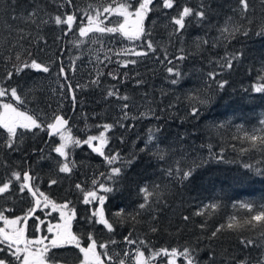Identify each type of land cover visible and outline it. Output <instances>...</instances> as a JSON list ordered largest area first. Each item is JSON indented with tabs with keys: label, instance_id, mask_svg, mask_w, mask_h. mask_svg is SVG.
I'll list each match as a JSON object with an SVG mask.
<instances>
[{
	"label": "trees",
	"instance_id": "16d2710c",
	"mask_svg": "<svg viewBox=\"0 0 264 264\" xmlns=\"http://www.w3.org/2000/svg\"><path fill=\"white\" fill-rule=\"evenodd\" d=\"M38 2L48 12L55 14L56 5L62 0ZM110 2L111 0H75L80 9L87 8L89 4L102 8ZM185 2L186 0H178L181 5ZM191 2L196 3V0ZM212 2L218 14L210 17L211 23H222L225 15H231L229 6H234L235 0ZM155 3L158 5L159 0H155ZM253 3L257 9L255 15L250 16L253 23L244 22V28L250 29L249 36L238 35L227 48L224 45L201 49L195 47L194 41L197 37L205 36L207 26H189L181 37H173L170 41L169 32L172 29L167 17L175 15V9L168 10L166 17L158 7L154 8L144 21L145 35L135 41L116 33L104 34L102 43L93 42L94 38H86L84 43L77 45L74 42L78 37L77 31L64 35L60 28L48 25L40 33L46 43L41 41L32 47V52L39 61L51 64V71H27L7 82L8 87L19 86L18 90L25 99V103L20 106L21 111L38 116L45 124L51 122L54 113L62 114L69 121L68 127L72 129L73 135L80 139L98 134L96 125L114 123L123 115L120 108L124 101L114 97L106 99L108 89L115 86L121 96L129 97V119L123 120L125 127L117 126L108 133L111 139L105 150L106 153L119 152L124 157L139 153L138 162L127 174L128 179L117 186L118 191L109 194L105 203L106 214L116 224L114 233H108L102 226L92 228L84 223L86 207L78 202L79 194L74 192L76 183L88 185L94 175L98 176L106 171L103 158L93 153L88 146L82 145L72 150L77 168L70 177H65L64 174L56 177L53 172L54 159L42 160L39 150L45 149L43 155L47 156L48 150L58 143V137H49L40 130H25L18 141L19 151H10L4 147L6 131L0 129V176L13 169L24 170L31 167L33 175L40 177L41 191L57 203H63L66 199L74 202L77 216L72 221L73 232L78 235L94 232L98 243L117 241L116 245L110 244V254L122 252L125 246L124 236L132 232V239H144L152 249L182 250L186 246L195 247L201 264H208L210 253L215 254V264H229L233 259L238 261L245 257L250 259L251 264H256L257 259L264 254V248H245L240 240L255 239L258 244H264V239L261 238L264 228L245 227L241 231L225 228L216 238L209 239L212 231L221 224L226 225L230 217L235 216L242 222L249 215L238 206L240 203H251L257 210L264 206V176L256 172V169L264 171V146L259 142L253 146L245 138V133L264 136V93L252 90L253 85L260 82L259 74L264 68V37L255 34L264 28V16L260 13L258 0H253ZM7 4L8 0H0V36L7 35L3 27V22L7 19ZM17 4L19 12V7L28 5L29 0H17ZM135 4L136 0H133V5ZM105 25L113 26L108 20H105ZM31 31L35 36V29ZM207 34L210 38L218 35L214 30ZM181 39L183 43L180 42ZM148 40L153 42L155 53L149 52L147 56L139 57L131 54L133 49L148 51L145 46ZM181 47L187 58L183 61L173 60L172 66L178 67L181 72L178 83L173 85L171 80L176 77L170 76L166 72L169 65L160 61L163 60L165 51L172 59L179 55ZM237 49H243L245 56L233 71L217 78L228 80L224 89H219L207 77L208 72L217 70L215 64L209 61L222 57L226 50L231 52ZM0 54L7 55L5 46H0ZM133 59L137 61L136 64L129 63L127 68L121 67L122 62ZM60 63L68 70L73 88L81 86L76 90L75 108L66 98V91L64 96L61 95L60 84L64 81L58 75ZM73 67L75 70L71 71ZM5 70L0 62V73ZM110 72L118 74L120 79H112L108 75ZM98 74H101L99 83L94 85L91 82ZM138 79L143 83L138 85ZM193 96L211 97V103L200 106L191 98ZM192 106L200 107L197 117L191 115ZM150 130L156 131L159 147L170 152L167 164L158 165L149 158V154L140 153ZM175 160H180L182 167H196V172L190 183L175 187L167 194L166 205L155 213L158 215L155 225L147 212L138 217V223L130 220L119 222L113 213L119 208L132 212L138 203L135 185L160 182V168L167 167ZM245 164L253 167L245 169ZM53 178H58L61 182L49 187L48 181ZM70 189L73 190L72 194ZM210 203H216L218 207L208 210L204 216L192 215ZM13 204L15 215H22V209L29 207L27 202L21 203L15 198L9 199L7 203L0 199V205L5 207L11 208ZM42 213L38 211L37 215L42 216ZM185 215L190 217L188 222L182 219ZM56 217L54 212L50 218L55 220ZM33 223L34 221H29L30 226ZM201 224L205 225L203 230L200 228ZM151 226L157 227L158 231L151 232ZM163 261L165 259L160 258L156 264ZM179 262L183 264L182 258Z\"/></svg>",
	"mask_w": 264,
	"mask_h": 264
},
{
	"label": "snow or ice",
	"instance_id": "6c2138e0",
	"mask_svg": "<svg viewBox=\"0 0 264 264\" xmlns=\"http://www.w3.org/2000/svg\"><path fill=\"white\" fill-rule=\"evenodd\" d=\"M261 8L260 13L264 16V0H258ZM164 12L167 17L168 10H176V14L167 17L168 24L172 31L169 32V40L173 37H181L189 26L206 28V34L203 37H197L194 41L195 47L201 49L204 47H218L224 45L226 48L238 35L248 37L250 29L244 28V22L253 23L250 16H254L257 9L253 0H235L234 6H229L231 15H225L222 23L212 24L210 17L217 15V10L213 8L212 0H186L182 5L178 0H159L156 5L155 0H136L135 6L133 0H111L106 6L89 4L87 8L77 7L75 0H62L56 5L55 14L48 12L45 6H42L38 0H29L26 6H20L17 12V0H8L6 15L7 19L3 22V27L7 31L6 36H0V46H5L7 55L0 54V62L6 69L0 73V129L6 131V140L4 147L10 151H19L18 141L25 134V130L32 132L40 130L47 133L49 137H58L59 143L48 150V155L44 156L45 149H40L41 159H54L55 168L53 172L56 177L64 174L70 177L77 168V163L72 155V150L82 145L88 146L93 153L103 158L105 172L94 175L90 184L76 183L74 192L79 194L78 202L86 207L87 214L83 221L89 227L95 228L102 226L108 233H114L116 224L109 219L105 212V203L109 194L118 191V185L128 179L127 174L132 170L139 160V153H133L129 157L122 156L119 152L108 151L106 148L110 144L111 137L108 135L115 127H125L123 120L129 119L127 103L129 97L121 96L119 90L113 88L107 90V98H116L124 101L120 111L123 113L114 123H104L96 125L98 134L87 135L85 139H80L73 135L72 129L68 127L69 121L62 114H53L49 123H42L38 116L30 115L26 111H21L20 106L25 103L24 97L20 94L17 87H8L7 82L14 77L21 76L27 71L49 73L51 64H45L34 57L32 47L37 46L44 37L40 35L44 27L54 25L61 29L64 35L73 31H78L81 38H89L96 43H102L104 34H116L130 41L139 40L145 35L144 21L148 14L157 8ZM111 16L123 18V22L115 26H106L105 20ZM103 17V18H102ZM11 21V23H9ZM109 23L111 21L109 20ZM35 29L36 35H33ZM214 30L218 35L209 37L207 32ZM99 34V35H97ZM257 36L264 37V28L255 33ZM59 39V37H58ZM46 43V41H44ZM183 43V40H180ZM77 45L84 43L83 40H77ZM148 51L131 50L134 56H147L149 52L155 53L156 48L151 40L146 42ZM18 49V50H17ZM119 54V53H118ZM126 54L127 51H126ZM245 56L243 49L234 51H225L222 57L209 61L215 64L216 69L208 72L207 77L210 81L217 84L219 89H224L228 80L217 78L230 73L238 63H241ZM187 58L183 47L179 49V55L172 59L168 53L164 52V58L160 61L167 64L166 72L170 76L176 77L171 80L173 85L178 83L181 72L178 67L172 66L173 60L183 61ZM107 59V57H106ZM59 63V61H56ZM103 63V61H100ZM136 64L135 59L124 61L121 67L127 68L128 64ZM74 71V67L70 69ZM58 75L64 83L60 84L61 95L64 96L75 108L76 90L81 88L77 85L74 89L68 77V70L60 63ZM99 75L91 83H99ZM114 80H119L118 74L108 73ZM125 76L127 74L125 73ZM259 83L253 85L252 90L257 93H264V68L259 74ZM138 85L142 80H137ZM6 98V99H5ZM200 106L211 103V97L193 96ZM200 113V107L192 106L191 115L197 117ZM143 115V114H142ZM264 123V122H262ZM245 138L252 142L253 146L257 142L264 146V136L248 135ZM36 150H34L35 152ZM53 153L55 156H53ZM140 153L149 154V158L156 161L157 164H167L170 159V152L166 148L159 147L157 143L156 131L150 130L144 147ZM219 159H223L219 157ZM25 163L27 161L25 160ZM253 166L245 164V169H251ZM196 167H182L180 160H175L167 167L160 168V182H144L135 185V191L138 203L134 211L128 212L125 208H119L113 215L119 222L132 221L138 223V217L147 212L151 217L153 225L158 220L155 214L158 209L166 205L167 194L175 187H183L190 183ZM257 174L264 176V171L256 169ZM40 177L33 175V169L27 167L24 170L13 169L4 176H0V199L5 202L15 198L21 203L27 202L29 207L22 209V215H15V204L13 207L0 205V264H153L160 258L166 260V264H177L178 259L182 258L183 264H201L197 248L184 247L178 248H160L152 249L148 241L144 239H132V232L124 236L123 242L127 246L122 252L109 253L110 244L116 245L117 241L98 243L94 232L77 234L72 230V221L76 219L77 211L73 206L72 200L66 199L63 203H57L41 191L39 187ZM166 181V182H165ZM61 181L58 178L49 179V187L57 185ZM70 189V194H72ZM235 206V205H234ZM240 208L246 210L249 214L241 222L237 217L232 216L228 219L226 225L221 224L212 231L209 239L216 238L218 233L225 228L232 231H241L245 227L252 229L264 228V206L257 210L251 203H240ZM218 207L216 203L204 205L192 215L204 216L208 210H215ZM59 213V222L53 224L46 222L37 215L38 211L44 212L45 216L51 215L46 209ZM184 222H188L190 217H182ZM34 223L30 226L29 221ZM204 224L200 225L203 230ZM150 231L155 233L158 228L150 227ZM261 238L264 239V231L261 232ZM240 243L245 248H264V244H258L255 239L241 238ZM101 250V251H98ZM147 252V255H146ZM208 264H215V254H209ZM229 264H251L249 258L245 257L238 261L233 259ZM256 264H264V254L258 259Z\"/></svg>",
	"mask_w": 264,
	"mask_h": 264
},
{
	"label": "rangeland",
	"instance_id": "374dc122",
	"mask_svg": "<svg viewBox=\"0 0 264 264\" xmlns=\"http://www.w3.org/2000/svg\"><path fill=\"white\" fill-rule=\"evenodd\" d=\"M103 18V17H102ZM111 21V23H109V24H112L113 26H115V25H117L118 23H120V22H123V18L122 17H118V16H113V18H108V21ZM78 32V31H77ZM86 38H81V37H77L76 38V40L74 39V42L76 43V41L77 40H85ZM58 143H59V139H58ZM46 212H50L51 213V215L54 213V212H52V210L49 208V209H46L45 210ZM55 214H56V219L55 220H51V215H49V216H45L44 215V212L42 213V216H40L41 217V219H45L46 220V222H51V223H53V224H55V223H57V222H59V213L58 212H55ZM0 226H2V225H0ZM127 246L125 245L124 246V249L126 248ZM117 252H119V251H117ZM153 264H156V261H154L153 262ZM157 264H166V260L165 261H163V262H158ZM177 264H180V262H179V259H178V261H177Z\"/></svg>",
	"mask_w": 264,
	"mask_h": 264
},
{
	"label": "water",
	"instance_id": "95a60500",
	"mask_svg": "<svg viewBox=\"0 0 264 264\" xmlns=\"http://www.w3.org/2000/svg\"><path fill=\"white\" fill-rule=\"evenodd\" d=\"M66 119V118H65Z\"/></svg>",
	"mask_w": 264,
	"mask_h": 264
}]
</instances>
